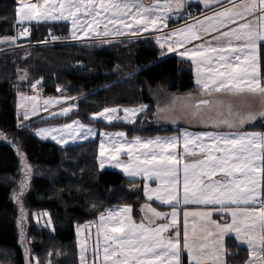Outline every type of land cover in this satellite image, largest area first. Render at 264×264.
Instances as JSON below:
<instances>
[{
    "label": "snow or ice",
    "instance_id": "obj_1",
    "mask_svg": "<svg viewBox=\"0 0 264 264\" xmlns=\"http://www.w3.org/2000/svg\"><path fill=\"white\" fill-rule=\"evenodd\" d=\"M215 2L219 4L221 0ZM21 5L17 10L21 22L70 21L71 33L65 39L71 40H82L89 37L90 33L93 37L128 34L119 29H109L108 24L115 26L117 23L130 30L131 35H136L141 28L147 31L149 27H158V21L163 23L168 13L184 7L182 0H175V3L173 0H163V3L153 0L151 5L144 4L142 0H41L27 4L21 0ZM128 19L138 27L132 30V25L126 23ZM206 20L207 23L201 22L199 32L190 27L182 40L169 44L167 40L161 43L158 37L157 43L161 49L167 44V51L173 52L178 46L200 39L201 35L217 33L205 42L208 47L201 44L194 49L185 48L179 53L181 57L187 56L196 66V84L200 91L207 95L224 92L232 96L249 95L264 99V75L260 72L258 54L260 45L264 43V0H228L223 10ZM234 24L237 26L230 27ZM29 34L25 27L19 36ZM4 39L14 42L16 37ZM51 39L55 41L61 38L52 35ZM214 63L218 67H212ZM210 104V100L201 99L194 105L197 112L193 115ZM146 107L123 108L124 120L134 123L132 117L145 111ZM118 111L120 109L104 108L95 116L111 122ZM67 112L68 109H64L63 114ZM31 114H36L35 108ZM23 116L28 119L29 113L25 111ZM258 117L264 120V110L240 115L238 121H217L214 126L218 127L222 123L234 129L252 124ZM73 123L77 127L64 125L59 131L70 130L74 137L83 133L84 139L96 134L95 129L85 127L79 121ZM53 131L57 130L39 129L37 135L46 138ZM101 135L106 140L101 141L100 157L107 154L114 166L122 167L130 177L142 175L160 181V187L147 189V193H151L148 198L152 199V195H155L157 200L172 207L171 222L153 226L154 220L150 219L136 223L131 218L130 207L122 209L123 216L110 212L106 223L101 225L104 233L103 259L100 260L98 242L91 259L82 242L80 264H96L98 260L99 264H182L181 257L185 251L190 264H225L223 238L231 233H235V238L250 250L252 258L248 264H264V132L191 133L185 130L182 136L157 137L147 142L141 141L139 137L121 141L118 138L125 137L123 132ZM181 143L182 154L176 151ZM121 154L129 159L121 160ZM197 155L201 158L185 161V157ZM104 164L105 159H101L100 167L103 168ZM189 204L203 205L211 210L184 211L185 227L181 243V233L176 228L177 209ZM145 207L154 218L169 219L168 213L157 212L147 205ZM213 212L221 217H230V222L227 219L213 220ZM189 216L198 217L201 222L199 234L194 227L191 237L188 230ZM101 220H105L103 215ZM170 228L176 230L172 235L165 236L164 233ZM36 264H39V260Z\"/></svg>",
    "mask_w": 264,
    "mask_h": 264
},
{
    "label": "trees",
    "instance_id": "obj_2",
    "mask_svg": "<svg viewBox=\"0 0 264 264\" xmlns=\"http://www.w3.org/2000/svg\"><path fill=\"white\" fill-rule=\"evenodd\" d=\"M17 10V0H0V38L15 37L19 31ZM26 27L30 34L19 40V46L52 35L63 43L17 49H12L13 43L0 45L8 50L0 54V264H28L16 229L17 204L11 199L16 179L27 175L25 161L35 171L28 186L24 184L25 205L32 213L48 211L54 227V231L33 227L31 250L36 261L79 264L75 228L119 206H131L137 218L139 206L147 202L142 190L134 189L141 182L127 180L118 171L100 170L97 141L61 147L41 140L33 129L78 118L101 129H123L130 137L175 132L152 123L149 90L194 91L192 65L161 49L153 37L74 43L65 39L70 34L66 22H35ZM259 63L264 75V43L259 47ZM36 81L45 97H73L76 111L65 118L18 127V96ZM147 104V111L133 124H104L91 118L104 108ZM257 128L264 131V120ZM226 250L227 264H244L248 258L247 249L233 239H227Z\"/></svg>",
    "mask_w": 264,
    "mask_h": 264
},
{
    "label": "crops",
    "instance_id": "obj_3",
    "mask_svg": "<svg viewBox=\"0 0 264 264\" xmlns=\"http://www.w3.org/2000/svg\"><path fill=\"white\" fill-rule=\"evenodd\" d=\"M41 2V1H40ZM142 2L146 5H151L153 3V0H142ZM175 3V0H173ZM184 3V7L176 10L174 9L172 12L167 14V19L161 23L158 21V27L153 28L149 27L147 31L142 30L139 31L136 35H131L130 30L125 29L123 25L117 23L115 26L112 24H108L109 29L112 31L116 30H121V31H126L128 34L122 35V36H108V37H93L91 36V33L89 34V37H85L82 40H69V42H74V43H80V42H88V41H109V40H121V39H126V38H139V37H153L154 40L158 35L161 33L165 32L168 33L170 32H179V31H184V34H187L188 29L191 27L193 31L199 32L200 27H201V22L207 23L206 18L207 17H213L214 14L218 11L223 10V7L228 5V0H221V2L218 4L215 2V0H182ZM30 3V2H28ZM33 3H36V0H34ZM161 3H163V0H161ZM19 6V4H18ZM187 8H190L194 10L195 12H204L207 11L205 16L200 19L198 22L193 23V24H184L186 22V12L185 10ZM18 13V11H17ZM18 21H19V16H18ZM59 23V22H66L69 24L70 27V33L72 29V25L70 21H42L41 23ZM243 21H238V23H242ZM30 23H35V22H29ZM104 23H107V21H104ZM126 23H128L126 21ZM132 25V30L138 27L135 23L131 21V23H128ZM166 24V26H165ZM237 25H230V27H236ZM100 29H103V24L100 25ZM223 30V29H222ZM217 33H212L211 35H201L200 39H193L190 43L192 48H196L201 44H204L205 47H208V44L205 43L206 41L211 40L212 36L216 35ZM70 36V34H69ZM259 54V53H258ZM185 60V59H184ZM192 64V70L194 68V64L192 61L186 60ZM222 70V69H221ZM194 74V82L196 85V89L194 91L188 92V93H170L164 89L158 90L159 96L162 98L161 104L156 105L153 102V99L151 97V103L153 105V118H152V123L155 126L158 127H167L170 126L172 128H175L176 131L164 135H156V136H144L141 134H136L132 137L128 136L126 131L123 129H114V130H106V129H101L98 126L94 124H85L78 118H75L73 120H69L63 123H56V124H49V125H42L38 126L35 129H33V133L40 138L43 141H51L61 147L69 146V145H75L78 143H83L86 141H97L98 143V154H97V162L100 170H114L122 173L124 177L127 180H132V181H139L141 183L136 184L134 189H141L143 192V195L145 199L147 200L146 203H143L142 205L139 206L138 208V214L139 216L135 218L134 216V210L131 206H119V207H113L99 215L96 219L87 222L82 228L83 234H82V239L84 241L85 246L87 247V255L88 257L93 256V250L97 246V242L99 243L100 247V260L103 259V230L101 225L106 223L107 218L109 216V213H117L119 216H123L122 209L125 207H130L131 208V218L136 222L140 223L142 220L144 222H147L148 220H154L153 226L159 225V224H164V223H170V214L172 212V207L168 204L162 203L160 200H157L155 195H152V199H149L148 196L151 195V193H147V189H156L160 187V181L156 180L155 178L153 179H147L143 177L142 175L140 176H135V177H130L126 172L123 171L122 167H115L114 162L110 161L107 158V154L105 157H100V144L102 140H106L105 137L101 135V133H110V134H116L123 132L125 133V137L123 138H118L121 141L123 140H134V138L139 137L141 141L147 142L149 140H155L157 137L160 138H166V137H172V136H182L183 132L186 130L191 133H200V132H235V131H247V132H252V131H261L257 128L258 124L261 123L263 120L261 118H257V120L252 123V124H245L243 127H238L234 129H229L227 126H222L219 125L218 127H207L203 124L204 121V108L202 107L198 114L193 115V113H196L197 110L195 109L194 105L198 103L201 99H208L211 101V104H219V103H225L229 106L230 109V116L231 120L233 121H238L240 115H244L248 112H260L264 110V99L260 97H253L249 95H242V96H232L224 92L220 93H213L211 95H207L203 92L200 91L199 86L196 84V69L193 70ZM35 85V87H33ZM40 88V81L39 83L34 82L31 86L30 89H36ZM41 90V89H40ZM156 90V89H155ZM151 91L150 93H155L154 91ZM42 91V90H41ZM191 94V95H189ZM153 96V94H151ZM48 101V103H45ZM145 106V105H141ZM141 106H136V107H111V108H117L120 109L115 115V117L111 120V122L104 120L101 117H96L95 114L92 115V120L97 121V122H102L104 124H112V123H123V124H133L129 123L128 121L124 120L125 113L122 111L123 108H139ZM145 111L138 112L132 119L136 122L148 109L149 105H146ZM33 108L36 109V114L33 115L31 114L33 111ZM17 113L19 115V125L20 127H25L24 125L29 126L31 122L37 121V120H52L56 118H65L72 114L74 111L77 109L76 102L73 97L69 96H54V97H45L42 94L40 96L36 95H31L30 92L26 93H21L18 96V101H17ZM64 109H68L67 114H63ZM27 111L29 113L28 119H24L23 113ZM102 112V111H101ZM97 114V113H96ZM74 121H79L80 124L84 125L85 127H91L96 130V134L94 136H89L87 139L83 138V133H79L75 135L70 134V130L64 131L61 133L64 125H72L73 127H77L73 122ZM134 122V123H135ZM55 129L57 131L51 132L49 135H47L46 138H42L41 136L37 135V132L39 129ZM55 136L56 138L53 139L52 137ZM66 140V142H64ZM107 147V144H106ZM171 151V150H170ZM176 151L180 154L183 153V144L181 143ZM201 158L199 155L197 156H187L185 157V161H194L196 159ZM105 159V164L104 167H100V160ZM120 159L123 161H127L129 158L121 154ZM214 178H219V177H214ZM147 193V194H146ZM181 193H182V183H181ZM150 206L151 208H154L157 212H162V213H168L169 214V219L166 220H160L156 219L152 216L151 212L148 211V208L145 206ZM259 207V205H257ZM143 209V211H142ZM187 210L189 212H196V211H204V210H211L209 207L208 209L205 208L203 205H195V204H189V205H182L180 208L177 209L179 215H178V223L176 225V228L180 230L181 236V243H183V233H184V216L183 213L184 211ZM105 217V220H101V216ZM213 220H223L227 219L230 222V217H221L218 213L213 212V215L211 217ZM195 227L197 234H199V230L201 227V222L199 218H193L189 216L188 218V230H189V236L191 237L193 234V228ZM176 228H170L168 232L164 233L165 236H170ZM76 229L75 228V237H76ZM99 234V235H98ZM233 239L235 243L238 246L244 247L248 251V258L244 264H248V261L252 258L250 250L248 249L247 245L244 244L241 241H238L235 238V233H231L229 235L224 236L223 238V246H224V261L225 264H227V250H226V241L227 239ZM76 242H77V237H76ZM78 246V245H77ZM79 252V250H78ZM80 255V253H79ZM182 264H190V260L187 257L186 251L182 254L181 257ZM79 262H80V256H79ZM96 264H99V260L96 262ZM211 264V262H209Z\"/></svg>",
    "mask_w": 264,
    "mask_h": 264
},
{
    "label": "rangeland",
    "instance_id": "obj_4",
    "mask_svg": "<svg viewBox=\"0 0 264 264\" xmlns=\"http://www.w3.org/2000/svg\"><path fill=\"white\" fill-rule=\"evenodd\" d=\"M18 1V8L21 7V0H17ZM41 0H37V2H40ZM28 2L33 3L34 0H23V3L27 4ZM19 16V15H18ZM128 23H131V19L126 20ZM35 22V21H32ZM133 22V21H132ZM27 24H29V22H21L19 20V31L23 30ZM18 31V32H19ZM173 32L168 31V33H161L160 35H158L155 39V42L157 43V38H160V42L164 43L165 40H167V43H172L175 40H182L183 39V34L185 33L184 31H179V32H175L176 35H172ZM16 39L13 42L12 40H5L4 38H0V45L2 44H11L13 43L14 46H17L19 40L21 39L20 36H15ZM26 38V36H24ZM22 37V38H24ZM151 37V36H149ZM157 45L159 46V44L157 43ZM192 46L191 43H187L184 44L182 47H177L176 51L173 52H168L167 51V44L165 45V48L163 50L167 51L168 53H173L175 55H177L179 58L185 59V60H189L191 61L187 56L185 57H181L179 55L180 52H183L185 50V48L190 49V47ZM160 47V46H159ZM194 49V48H192ZM192 65V64H191ZM193 67V66H192ZM212 67H218V65H216L215 63L212 65ZM196 69V66L194 65L193 70ZM30 89V88H29ZM161 88L158 89H151L149 90V97L153 99V102L156 105H159L161 103V97L158 95L159 92L158 90H160ZM34 91L37 92V96H40L41 94L39 93L40 88H36L33 89ZM155 90V93H150L151 91ZM153 94V96L151 95ZM20 114L17 113V117H19ZM204 121L203 124L207 127H214L215 122L217 121H222V120H231V116H230V109L229 106L225 103H219V104H210L209 106H206L204 108ZM222 126H226L224 124H220ZM168 127V126H167ZM27 168V175L26 176H22L20 175L18 177V179H16V185L13 187L12 191H11V199L17 204V216H16V229H17V233L19 235V240H20V245L23 248L25 255H26V260L28 264H36V259L32 253L31 250V239H32V235H31V231L33 229V227L35 226H41L44 227L50 231H54V227L52 224V221L50 223H48L50 215L48 211H40V212H34L32 213L31 210L25 205L24 202V198H23V192H24V184L26 186H28L30 180L32 179V177L35 174L34 171V166L32 164H30V162L25 161ZM31 166V167H30ZM22 182H23V186H22ZM51 220V219H50ZM85 225V224H84ZM84 225L76 227V237H77V247H78V256L79 253H81V243L83 241L82 239V234L84 233L82 228ZM21 232L23 233V241L21 240ZM27 250V253H26ZM90 258V257H89ZM80 264V262H79Z\"/></svg>",
    "mask_w": 264,
    "mask_h": 264
},
{
    "label": "built area",
    "instance_id": "obj_5",
    "mask_svg": "<svg viewBox=\"0 0 264 264\" xmlns=\"http://www.w3.org/2000/svg\"><path fill=\"white\" fill-rule=\"evenodd\" d=\"M188 15L190 17V20L187 22V23H193V22H196L198 21L201 16H199L198 14H196L195 12L193 11H188ZM51 44H54L53 40L51 39V37H49L48 40H43V41H39L37 43H33L31 44L30 46H35V47H38V46H47V45H51ZM4 51H0V54H2Z\"/></svg>",
    "mask_w": 264,
    "mask_h": 264
}]
</instances>
